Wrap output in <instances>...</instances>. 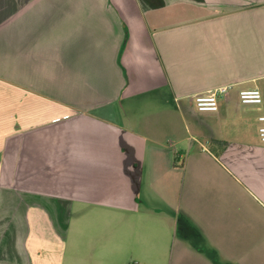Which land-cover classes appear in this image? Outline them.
Listing matches in <instances>:
<instances>
[{
  "label": "crops",
  "instance_id": "1",
  "mask_svg": "<svg viewBox=\"0 0 264 264\" xmlns=\"http://www.w3.org/2000/svg\"><path fill=\"white\" fill-rule=\"evenodd\" d=\"M260 116L264 0H0V264H264Z\"/></svg>",
  "mask_w": 264,
  "mask_h": 264
},
{
  "label": "built area",
  "instance_id": "2",
  "mask_svg": "<svg viewBox=\"0 0 264 264\" xmlns=\"http://www.w3.org/2000/svg\"><path fill=\"white\" fill-rule=\"evenodd\" d=\"M226 87H221L207 94H199L193 97V104L197 111L214 112L218 109L219 95H224ZM238 99L241 104H261L262 94L259 89H244L238 92ZM259 121L264 122V116L259 117ZM258 137L264 142V124L258 129Z\"/></svg>",
  "mask_w": 264,
  "mask_h": 264
}]
</instances>
